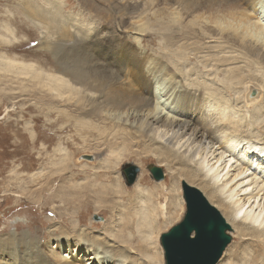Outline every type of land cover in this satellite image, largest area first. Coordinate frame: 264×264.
I'll return each instance as SVG.
<instances>
[{
	"label": "bare ground",
	"instance_id": "obj_1",
	"mask_svg": "<svg viewBox=\"0 0 264 264\" xmlns=\"http://www.w3.org/2000/svg\"><path fill=\"white\" fill-rule=\"evenodd\" d=\"M157 2L171 12L174 23L192 15L189 17L193 18L190 26L201 24L200 27L207 30L214 28L223 50L236 51L234 58H215L216 64L235 62V65L243 63V67L225 65L229 68L224 70L221 88L207 84L195 70H190L192 77L186 79L182 72L184 69H173L165 64L162 57L148 52L141 45L138 33L129 41L119 28L100 35L96 25L84 24L74 17L59 21L56 15L51 20H44L45 14L53 15L55 12L23 1L20 3L22 12H30L27 16L34 27L40 25L41 38L37 45L52 68L47 72L35 64L2 58L1 76L6 80L10 77L9 82L18 78L21 93L36 95L34 99L46 101L50 115L57 114L56 122L49 120L50 131L54 129L56 132V127L61 124L59 126L63 130L66 127L70 132L93 135L95 128L82 118L86 114L92 121L108 122V135L113 133L112 136L121 139L127 136L133 140L140 138L145 143L142 151L154 154L158 164L171 173L170 180L177 179L201 191L230 225L231 236L246 238L253 244L246 264H264V0ZM62 4L57 3L56 7L59 9ZM113 10L118 19L131 20L128 9L118 7ZM190 32L187 27V31L180 35L184 39L188 34L200 40V30L193 35ZM100 37H108L106 50L99 49L103 45ZM169 37L168 34V43L173 44ZM186 42L185 46L176 48L173 57L182 59L187 50ZM24 79L31 83L26 92ZM248 84L253 87L248 88ZM240 87L243 88L241 93L245 108L239 106L240 100L227 98V94L238 91ZM254 91L258 92L256 98L252 97ZM53 98L59 103H51L49 100ZM59 106L68 110H59ZM102 132L107 131L104 129ZM217 151L220 152L215 155ZM225 154L230 158L223 162ZM119 159V153L113 152V165H117ZM232 160L237 167L230 170ZM70 167L67 166L68 169ZM69 174L63 180L75 178L73 171ZM150 174L154 185L149 189L140 187L145 178L138 180L139 183L131 191L124 190L122 184L120 186L116 181L113 187L109 185L105 188L101 183L93 182L97 200L104 203L108 201L105 197H110L113 200L112 210L119 208L122 211L120 221L112 222L106 230L113 239L109 250L116 251L119 257L85 239L88 234L77 227V217L70 215L63 218L60 215L58 220L64 221L66 228L48 226L55 229L45 230L44 235L48 239L43 242L28 231L21 235L14 230L0 232V264H162V253L156 246V240L164 227H169L176 220L181 222L183 214L180 212V217L172 213L165 216L167 209H177V202L171 200L169 203L166 201L168 198H164V202L169 204L156 203L166 191L162 180L157 181L153 173ZM72 189L69 187L64 192ZM183 194L182 188L181 196H178L181 207L185 203ZM119 195L123 196L121 204L114 200ZM129 217L132 231H129L126 221ZM160 219H163L162 222H159ZM104 226L106 228L107 223ZM173 227L175 225L166 233ZM162 235L159 240L161 248ZM131 237L137 243L134 247ZM242 242L237 243L238 250L243 246ZM229 251L225 256H229L230 260L231 256L233 259L238 256L237 248L230 255ZM162 252L166 264L164 250Z\"/></svg>",
	"mask_w": 264,
	"mask_h": 264
},
{
	"label": "rangeland",
	"instance_id": "obj_2",
	"mask_svg": "<svg viewBox=\"0 0 264 264\" xmlns=\"http://www.w3.org/2000/svg\"><path fill=\"white\" fill-rule=\"evenodd\" d=\"M23 1L24 3L35 4L37 8L55 12L53 15L45 14L46 19L44 20H51V17L56 15L59 21L66 19L65 17H74L78 20L81 19L80 21L84 24L96 25L95 27H97V32L100 35L105 31H117L119 28L128 37L127 40L129 41L132 40L131 38L136 37L135 34L138 33L141 35V38H139L141 39V45L148 52L156 57H162L165 64L173 69L175 67L184 69L182 72L186 79L192 77L189 71L195 70L201 76V79L206 80L207 84L221 88L224 70L229 68V65L230 67H243V63L235 65L234 61V64L229 63V65L216 64L218 58H234L237 55L236 51L234 49L232 52L228 49L223 50L224 46L214 28L209 27L207 30L200 27L201 24L190 26L191 23L193 24L191 22L193 18H189L192 15L184 17L181 20L182 22L178 20L177 23H174L171 12L166 10L157 0H0V59L7 58L17 63L35 64L47 72L52 68L46 62L45 55L39 51L37 45L41 38L40 25L34 27L29 21V16H27L30 12H26V14L22 12L21 4ZM57 3H63L61 7L59 6V9L56 7ZM54 5L55 8H53ZM118 7H124V10L128 9V17L137 23H132L128 18L119 17L118 19L113 10ZM187 27L190 28L192 35L193 32L196 33L197 30H200L202 32L200 40L188 34H185L186 40L182 38L180 34L186 32ZM168 34L173 44L168 43ZM174 37L176 38L174 39ZM99 40L103 42L102 47L99 49L106 50L108 37L106 39L100 37ZM185 42L187 50L184 52L182 59L173 57L172 53L176 52L178 46L183 44L185 46ZM112 45L114 47V44ZM49 58L51 59V56ZM9 79L10 77L7 80L2 78L0 73V232L14 230L21 235L22 232L28 231L31 235L40 237L43 242L48 239V236L44 235L46 229L66 228L65 222L58 220V216L62 215L63 218H68L70 215H74L78 219L76 222L77 227L84 229L85 233L88 234L85 239L91 240L93 244L100 245L104 250L117 256L116 251L109 250L113 239L110 238L106 230L111 227L112 222L118 223L120 221L122 211L119 208L112 210L113 200L110 197H105L108 201L104 203L103 200H97V191L93 187V182L95 184L101 183L105 188L109 185L113 187V182L116 181L120 186L122 184L121 187L124 190L131 191L139 183L138 180L145 178V182L141 183L140 187L149 189L154 185L150 174V169L153 167L161 170L163 175L161 182L164 184L166 191L164 197H158L157 201L155 199L156 203L161 202L165 205L169 204L171 200L173 203L177 202L178 210L176 207V210L173 208L171 210L167 209L165 216L168 217L171 213L177 214L178 217L181 214L184 215L185 203L183 207L178 205V198H180L178 196H181L183 182L180 183L173 178L170 180L171 173L158 164L154 154H146L142 151L145 143L140 138L135 137L133 140L130 139V136H127L126 139H121L112 136L113 133L108 135V128L110 127L108 122L92 121L86 114L82 118L95 128L93 129V135L85 132H70L66 127L63 130L59 126L61 124L56 127V132L54 129L50 131L49 120L50 122H56L57 114L50 115L46 101L34 99L36 95L30 96L29 93H21L18 78L12 79L11 82L8 81ZM22 82L25 87L24 92L28 91L31 85L30 80L24 79ZM248 86V88L253 87L252 84H248ZM242 89L240 87L238 91L227 94V98L240 100L239 106L245 108L241 93ZM257 93L254 91L252 97L256 98ZM49 101L54 104L59 103L55 98ZM65 108L59 106V110H65ZM250 109L246 108L248 112H250ZM104 129H106V133L102 132ZM125 146L128 147V151L125 148L126 152H122ZM155 147H158V145H155ZM220 151H217L215 155ZM113 152L119 153L120 161L117 165H113ZM227 156L229 155L225 154L223 156V162L230 158ZM231 164L233 165L230 170L237 167L233 160ZM67 166L71 167L68 169ZM129 167H136L138 172L132 184L128 183L125 176V170ZM70 171L75 173V178L63 180V178L70 176ZM69 187H73V189L64 192L68 191ZM124 196H126L124 197V202H126L127 194ZM122 197V195H119L114 200L121 204L123 202ZM164 198H168L169 200L166 199V201L169 203L164 202ZM180 212L181 214H179ZM256 212H258V209ZM54 215L57 216L54 217ZM182 218L179 219L182 220ZM129 219L131 217L126 221L129 231H132V222L128 223ZM162 220L158 221L162 222ZM106 223L108 226L105 228ZM175 223L179 224L180 220L173 221L167 228L164 227L160 235L165 234L173 225L176 226ZM122 225L124 226V224ZM48 226L55 227L48 228ZM227 233L231 240L217 264H246L248 252L253 244L246 238L238 239L233 234L231 236L230 231ZM160 235L156 240V246L157 248L159 246V250H161L160 260L162 259L161 263L163 264V250L159 245ZM131 242L133 247L137 245L133 237H131ZM238 242L243 244L239 250ZM82 246L86 247L84 244ZM150 248L153 250V247ZM236 248L238 256L234 259L231 256V261L229 256H225V253L231 250L228 252L230 255Z\"/></svg>",
	"mask_w": 264,
	"mask_h": 264
},
{
	"label": "water",
	"instance_id": "obj_3",
	"mask_svg": "<svg viewBox=\"0 0 264 264\" xmlns=\"http://www.w3.org/2000/svg\"><path fill=\"white\" fill-rule=\"evenodd\" d=\"M150 170L155 180H162L159 168ZM136 174V167L125 170L129 184ZM182 188L186 206L183 220L161 236L166 264H217L230 243V225L201 191L185 183Z\"/></svg>",
	"mask_w": 264,
	"mask_h": 264
}]
</instances>
